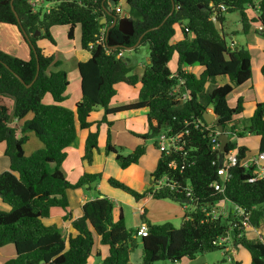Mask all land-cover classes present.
<instances>
[{
    "label": "trees",
    "instance_id": "16d2710c",
    "mask_svg": "<svg viewBox=\"0 0 264 264\" xmlns=\"http://www.w3.org/2000/svg\"><path fill=\"white\" fill-rule=\"evenodd\" d=\"M29 1L0 0V24L15 26L30 51L26 61L0 51V99L13 101L11 110L0 101V144L5 145L8 161V169L0 174V202L8 207L0 210V248L13 245L15 249V256L3 264H90L96 239L100 246L107 247V254L94 264H132L138 238L142 247L139 264H177L183 259L195 260L199 255L227 253L239 247L248 252L249 264H264V243L255 233L248 234L242 228L231 209V205L242 206L252 229L264 225V180L250 182L253 168L240 166L229 169L225 181L220 179V153L211 144L215 126L203 118L209 111L219 118L224 132L230 135L225 150L235 148L240 161L264 150V102L255 104L252 116L244 120L247 127L240 130L235 117L244 112V100L237 97L233 106L227 101L234 86L251 80L250 51L239 44L230 47L223 33L224 14L237 12L243 33L253 32L264 38V0H125V15L133 25L131 36L122 34L117 27L106 36L113 18H121L116 9L121 0H36L42 3L35 12ZM249 8L256 13L249 15ZM212 17L219 21L221 33L215 29ZM77 26L80 48L90 57L76 65L81 98L69 108L63 105L68 74L62 70L49 72L51 65L59 63L54 54L44 55L37 43L47 41L56 46L53 27H68L67 37L72 39ZM101 33L103 41L97 43ZM141 36L132 52L146 45L149 63L139 76L123 54ZM174 57L176 68L172 71L168 64ZM193 66L201 67L202 72L196 75L183 71ZM259 72L264 83V51ZM219 78H227L229 83L221 85ZM136 83H140L136 101L112 104L118 85ZM46 95H50L51 104L44 103ZM99 110L103 111L101 119L91 120L92 113ZM140 110L146 111L148 131L132 134L144 141L167 129L171 134L187 132L185 161L190 162L181 173H173L168 164L182 158L159 153L152 176L173 173L182 188L189 185L191 203L186 204L178 229L168 222L152 224L142 215L148 230L146 237H137V229L127 228L121 210L116 214L113 201L95 186L104 180L135 201L151 196L150 188L136 192L104 171L83 173L70 182L62 169L66 149L77 139L78 130L88 132L81 161L92 163L93 153L100 151L102 125L107 127L104 153L114 155L121 169L138 164L145 147L140 145L130 154L120 155L110 128L117 115ZM29 115L31 118L25 119ZM13 121L22 124L16 127ZM248 133L259 138L255 152L232 141L234 135L242 139ZM28 134L42 146L25 155ZM214 183L222 185L224 192L215 191ZM86 185L87 190L95 187L98 198L85 202L81 216L73 219L67 192L82 190ZM151 197L184 206L182 194L162 191ZM223 200L228 205L226 215L210 219L206 213ZM52 209L64 212L61 221L70 222L75 236L64 237L60 224L43 222L50 218ZM226 236L230 243L218 245L219 239ZM96 257L100 258V253ZM229 264L240 262L230 260Z\"/></svg>",
    "mask_w": 264,
    "mask_h": 264
},
{
    "label": "rangeland",
    "instance_id": "374dc122",
    "mask_svg": "<svg viewBox=\"0 0 264 264\" xmlns=\"http://www.w3.org/2000/svg\"><path fill=\"white\" fill-rule=\"evenodd\" d=\"M118 8L119 7L117 6L116 9ZM255 13H256L255 10L253 11L250 8L248 9L249 15H253ZM118 14L122 17L125 16L121 8L119 9ZM224 18H225V22L223 24V33H224L227 43L230 45L231 42H235L247 48L250 51L251 60H252L251 80L242 86H234L231 94L227 97L228 104L231 106H233V104L235 103L237 96L243 97V100H244V113H242L243 117H242V114L237 115L235 117V121L238 125H241V124L244 125L246 123V121H244L246 120L244 119V117L246 118L251 114L253 110L254 102L255 101L264 102V83L261 79L260 72H259L260 63L263 60L264 38L258 35H255L253 32H250L249 34L243 33L241 30L239 15L237 12L225 13ZM51 33L56 43V46H54L55 50L52 53L54 54L55 61H57L59 64L56 66L51 65L49 67V72H57V71L62 70L68 74L69 86L66 89L65 95L67 98L63 104L66 107L68 106L69 108H72L75 105V103L79 101L81 98L80 78H79V74L76 69V64L78 62L86 61L88 56H90V54L88 52L82 51L80 48V29L78 26L75 28L73 32L72 39H69L67 37L68 27H53L51 29ZM42 42L44 43L43 47H45L46 52L52 49V46H53L52 44H50L47 41H42ZM123 55L124 57L130 60L131 65L134 67V72L140 76L142 72L144 71L145 66L148 63V47L146 45H140L136 52L133 53L132 51L131 52L126 51L124 52ZM174 58L168 64V68L172 71L175 70L176 68ZM193 67H197V66H193ZM221 81H224V78H221ZM220 82L218 83L222 84ZM251 86H253L252 89L249 88ZM139 90H140V83H136L135 85H132V86L121 84V86L117 88V94L114 97L112 104L121 105V104L130 102L132 100H137ZM44 103L45 104L52 103L50 95L45 96ZM100 113H101L100 110L99 112L98 111L93 112L91 116L92 119L95 120V119L100 118L101 116ZM145 113H146L145 110L134 111L132 114H129L130 115L129 117H133L131 119H128V116L125 115L127 118L126 121L124 120L116 121L113 124V126L110 128V131H111V136H112V141L114 143V146L120 155L126 156L130 154L136 147L142 145L145 147V155L141 158L139 163L136 165V168L154 170L156 161L159 157V151L156 149V146H155V143L157 142L158 137L156 136L154 138H149L143 141L139 139L138 137H136L135 135L128 132V130H130L131 132L135 134H143V132L146 133L148 131L147 126H146ZM237 117L240 120H238ZM106 131H107V127L105 125L100 126L99 137L101 139L100 140L101 144H102V138L104 136L106 137ZM35 145L37 146L40 145L41 147V144L32 135L31 142L28 144L26 143V145L24 146V151L26 152V155H29L30 153L36 150ZM74 145H77V142H74ZM1 158H4L5 159L4 161H7V159L3 155V152L1 153L0 159ZM0 168H1V164H0ZM94 169L95 167L93 166L92 170ZM2 172L4 171H0V174ZM116 177L119 181L121 180V178H119L120 176H116ZM103 184L108 189L109 186L106 184V182L103 181ZM95 187L93 186L92 191H94ZM84 192H88V191L84 190ZM95 195H97V193H95ZM67 196H68L69 201L71 200L73 202V201L79 200L78 195L75 192L68 191ZM125 196L128 197L127 195ZM132 201L134 202V200ZM117 203L123 210L126 225L129 227L140 226L141 223H139L137 210L133 209L131 204H128L122 201H117ZM165 203L174 205L176 209L174 208V210H172L170 208H165L164 212L166 215L169 216V218L164 219V220L159 219L158 221H155V224H163V223L168 222L172 224L174 228L178 229L182 223V217H180V207H179L180 205L170 200H167ZM70 205H71V202H70ZM168 210H169V213L167 212ZM56 211L58 210H54L53 213H55ZM159 212L163 213V211L161 210ZM159 212L157 211L156 214H158ZM260 227L262 229L259 231V233H261L263 237V242H264V225H261ZM247 231H248V234H251L252 232L253 234L254 233L257 234L252 229H248ZM62 233L64 236H66L65 231H62ZM137 240H138V247L131 255L132 264H139L141 260V256H142V247L140 244V239L138 238ZM5 248H8L13 253V256H15V249L13 245H7L4 247H1L0 248V264H3L5 260H9V257L5 258L4 255L2 254V253L6 254ZM243 253L244 254H241V258H240V261L242 262L241 264H249L250 257L248 255V252L245 250ZM229 256L230 254L226 253L225 251H217V252L197 256L196 263H199V264H229L231 260ZM155 264H170V263L169 261H159Z\"/></svg>",
    "mask_w": 264,
    "mask_h": 264
},
{
    "label": "crops",
    "instance_id": "0c3cea01",
    "mask_svg": "<svg viewBox=\"0 0 264 264\" xmlns=\"http://www.w3.org/2000/svg\"><path fill=\"white\" fill-rule=\"evenodd\" d=\"M124 2H125V0H121V3L118 6L119 8L117 9V12L121 8L122 12L125 14V10L127 8H126ZM43 44L44 43L42 41H39L37 43V45L43 50V54L44 55L53 54L52 52L55 50V47L52 46V49L49 50L48 52H46V49H45V47H43ZM234 44L236 45L237 43L234 42ZM0 51L5 53V54H8L10 56L24 60V61L29 60V58H30V51H29L27 44L24 42V40L21 37L17 28L15 26H11V25L0 24ZM89 57L90 56H88L87 60L89 59ZM174 61L176 63V57L174 58ZM261 63H260V65H261ZM259 69H260V66H259ZM183 71L186 73H193V74L199 75L202 72V68L198 67V66L197 67H191V68H183ZM218 81L220 82L221 78H219ZM220 83L226 84L229 82H228L227 78H224V81H221ZM120 86L121 85H118L117 88H119ZM249 88L252 89L253 86H251ZM237 97H239V96H237ZM240 97H242V96H240ZM1 99L3 102L7 103L10 110L13 108V101L11 99H8V98H1ZM1 99H0V101H1ZM133 101H136V100H132L130 102H133ZM130 102H127V103H130ZM127 103H124V104H127ZM256 103H257V101L254 102V106H253V110H252L251 114L246 118L244 117V119L250 118L252 116ZM114 106H117V105H114ZM100 111H101L100 118L95 119V120L101 119V117L103 115V111L102 110H100ZM132 113L133 112L123 113V114L117 115L114 119L116 121H121V120L126 121L127 118L125 115L128 116V119H131L133 117H129L130 116L129 114H132ZM242 117H243V114H242ZM30 118H31V116L29 115L25 119H30ZM145 118H146V116H145ZM237 119L240 120L238 117H237ZM91 120H94V119H92V117H91ZM12 124L15 125L16 127H20V125L22 124V121H13ZM236 125H237L238 129H240V130L247 127V123H245L244 125L243 124L238 125L236 123ZM128 132H130L131 134L133 133L130 130H128ZM87 133H88L87 131L78 130L77 139L75 140V142H77V145H74V142H73L71 144V146L66 149L67 158L62 164V169L64 170V172L66 174L67 180H69L70 182H75L83 173H90L91 174V173H99L101 171H104L106 174L113 176V177L120 176L119 177V178H121L120 181L123 182L124 184H126L127 186L134 188L136 192L143 193L151 187L152 181H153L152 174H153L154 170L138 169V168H136L137 164L131 165L124 170L121 169V167L119 166V164L115 160V156L112 154L107 156L103 151L104 144H105V136L102 138V144L100 143V140H101L100 137L98 138V147H99L100 151L99 152L95 151L93 153L92 163L87 164L86 162H82L81 161V155H82L83 143H84V140L87 136ZM31 140H32V135L28 134L27 144L30 143ZM235 141H236V144L238 146L239 145H245L250 150H252V152H255L258 149L259 138H256L255 136H252L249 133L244 138H242V139L238 138ZM113 145H114V143H113ZM39 147H40V145L39 146L35 145L36 150H37V148L39 149ZM4 149H5V145L0 144V156H1L2 152L4 155ZM25 155H26V152H25ZM249 158H251V157H249ZM4 160H5L4 158L0 159V164H1L0 171H5L8 169V162L4 161ZM156 163H157V161H156ZM93 166L95 167L94 170H92ZM155 167H156V165H155ZM116 179H117V177H116ZM129 180L132 182H130ZM103 181L104 180H101L96 185V189L102 195H104L105 197H107L108 199L113 201L114 206L116 208V214H118L119 209L121 210V214L123 215L125 225H126L125 216H124L123 210L118 205L117 201H122V202H125L128 204H131L133 209L137 210L139 223H142L141 216L144 215V217L147 220H149L152 224H155V221H158L159 219L164 220V219L169 218V216L166 215L164 212L165 208H170L172 210H174V208L176 209V207L174 205L165 203L167 200H155L149 195H147L146 197H144L143 199H141L139 201H135L131 196L123 193L122 191L117 190V189H111L110 186L106 183L109 186L107 189V187H105V185L103 184ZM87 187H88V185L85 186V188L82 190L72 191V192L77 193L78 198H79V200H77V201H73V202L71 200L69 201V202H71L70 210H71L73 219H76V218L81 216V214H82L81 213V206L85 202L98 198V195H95V193H96L95 190L94 191H92V189L87 190L86 189ZM84 190H86L88 192H84ZM124 194L127 195L130 199L128 197H126ZM132 200H134V202ZM179 207H180V217H183L184 212H185V208L181 207V206H179ZM0 210H8V207H6L4 204L0 203ZM54 210H58V211L53 213ZM160 210L163 211V213H160L159 212ZM157 211L159 212L158 214H156ZM167 212L169 213V210ZM63 216H64V212L62 210L52 209L50 218L43 220V222L45 224H51V223L60 224L62 231L66 232V236L63 235L64 237H67L68 235L75 236V232L71 228L70 222L61 221V218ZM126 227L131 228V229H137L138 228V226L129 227L127 225H126ZM261 229L262 228L260 227L258 230L260 231ZM244 251H245V249L239 247L237 250L231 249V251H228L227 253L230 254L229 257L231 260L238 261L241 264L242 262L240 261V258H241V254H244L243 253ZM5 252H6V254L2 253L5 258L9 257V259H11L14 257L13 253L8 248H5ZM97 253H100V258L96 257ZM106 254H107V247L100 246L98 243V239H96L92 255L89 258V263L94 264L95 262H99L100 260H102L106 256ZM249 260H250V258H249ZM196 261H197V257L195 258V260L183 259L181 262H179L177 264H199V263H196Z\"/></svg>",
    "mask_w": 264,
    "mask_h": 264
},
{
    "label": "built area",
    "instance_id": "2783aa9c",
    "mask_svg": "<svg viewBox=\"0 0 264 264\" xmlns=\"http://www.w3.org/2000/svg\"><path fill=\"white\" fill-rule=\"evenodd\" d=\"M41 1L36 0H30L29 4L33 8V11H37L39 7H41ZM43 8H48L47 5H43ZM104 38V33H101L100 38L98 39L97 43L102 42ZM234 42H231L230 47H234ZM186 95L182 96V99H184ZM182 101V100H181ZM202 124H200L201 126ZM199 126V124H196V127ZM231 125H229V128ZM187 132H182L178 134H171V131L167 129L166 131H162L159 135H157L158 140L155 143L157 150L159 153L165 155V156H176L177 158H182V161H178L174 159L168 164V169L171 172H179L183 170L185 165H189V161H185V157H187V152L185 151V140L184 137L187 136ZM218 131L215 130L211 133V144L212 149H219V140H218ZM230 135H228L229 138ZM237 137H233L232 141L236 143ZM236 146H238L236 144ZM240 166L242 168H253V177L250 179V182H254L257 180H264V150L256 154L255 156L251 158H246L244 160H239L238 158V152L234 148L230 149L229 151L225 150V155L223 159L222 167H219L218 174L223 175V180L225 181L228 177V171L232 167ZM164 174L159 176L158 178L153 177L152 185L150 187V195L152 196L155 193H159L162 191H168L171 193L176 194H182L185 197V200H190L191 197V190L189 188V185L187 184L184 186V188L181 187V184L178 180V178L174 174ZM213 188L218 193L224 192V187L218 183L213 184ZM185 209L186 204L183 206ZM228 209L227 203L223 200L219 203H216L212 210L209 213H206V215L210 219H216L218 216H224L226 215V211ZM232 213L234 217L238 220L239 223L242 224V228L244 230L252 229L250 227V224L248 222V213L246 210L239 205H231ZM259 229V228H258ZM258 229H252L254 232H256V236L263 242V237L261 233H259ZM148 233L147 226L144 223H141L140 226L137 228V237H146ZM230 239L228 236L223 237L219 239L217 242L218 245L223 244H229ZM264 243V242H263Z\"/></svg>",
    "mask_w": 264,
    "mask_h": 264
},
{
    "label": "water",
    "instance_id": "95a60500",
    "mask_svg": "<svg viewBox=\"0 0 264 264\" xmlns=\"http://www.w3.org/2000/svg\"><path fill=\"white\" fill-rule=\"evenodd\" d=\"M11 3H12V1H11ZM211 20L214 23L215 29L221 33V26H220V23L217 20V18L212 17ZM104 22H105V20L101 21V23H104ZM113 27H117L118 30L124 35L131 36L133 34V25H132V22L128 19L127 14L125 16L121 17L120 19H118L117 17L113 18V22L111 23V25L106 28V36H107L108 31ZM141 38H142V36L138 39L137 43L134 46L127 48L126 51H133L138 46ZM148 63H149V61H148ZM37 72H38V69H37ZM203 118L207 124L214 125L216 130L218 131V134H219L218 140L220 143L219 149H218V151L220 153L218 166L222 167L223 159H224V155H225L226 144L228 141V134L224 132L223 126H222V124H220L219 118L216 117L213 113L205 112L203 114ZM223 178H224L223 175H220V179L223 180ZM183 203L184 204H190L191 201L190 200H184Z\"/></svg>",
    "mask_w": 264,
    "mask_h": 264
}]
</instances>
